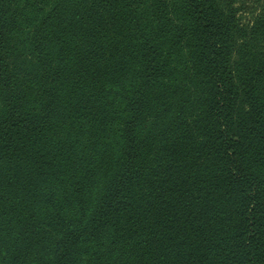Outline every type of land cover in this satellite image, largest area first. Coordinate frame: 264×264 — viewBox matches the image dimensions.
I'll use <instances>...</instances> for the list:
<instances>
[{
    "label": "trees",
    "instance_id": "trees-1",
    "mask_svg": "<svg viewBox=\"0 0 264 264\" xmlns=\"http://www.w3.org/2000/svg\"><path fill=\"white\" fill-rule=\"evenodd\" d=\"M0 0V264H264V0Z\"/></svg>",
    "mask_w": 264,
    "mask_h": 264
},
{
    "label": "rangeland",
    "instance_id": "rangeland-1",
    "mask_svg": "<svg viewBox=\"0 0 264 264\" xmlns=\"http://www.w3.org/2000/svg\"><path fill=\"white\" fill-rule=\"evenodd\" d=\"M261 0H235L238 16L242 23H248L259 11Z\"/></svg>",
    "mask_w": 264,
    "mask_h": 264
}]
</instances>
